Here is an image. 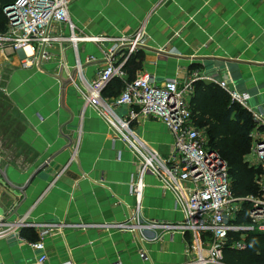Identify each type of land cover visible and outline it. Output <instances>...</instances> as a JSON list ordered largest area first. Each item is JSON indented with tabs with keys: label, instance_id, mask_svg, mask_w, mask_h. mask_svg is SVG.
Listing matches in <instances>:
<instances>
[{
	"label": "crops",
	"instance_id": "0c3cea01",
	"mask_svg": "<svg viewBox=\"0 0 264 264\" xmlns=\"http://www.w3.org/2000/svg\"><path fill=\"white\" fill-rule=\"evenodd\" d=\"M68 11L76 32L85 36L118 37L144 27L147 44L135 53L140 55L139 66L134 74L126 71L128 78L148 71L155 83H161L184 80L198 71L204 77L199 80L222 81L226 71L214 74L201 63L217 58L236 61L237 76L227 81L228 88L248 92V107L264 115V0H69ZM111 45L108 40L80 41L77 57L66 45L68 70L75 74L78 61L90 81L104 64L100 47ZM59 48L53 47L52 58L42 67H23L20 53L0 52L10 68L4 90L13 108L0 109V219L26 216V221L36 223V228L20 230L26 239L24 232L37 239L42 226L52 224L43 239L46 264L184 262L187 245L178 232L143 230L148 239L143 260L136 231L99 226L124 221L130 214L135 158L127 144L112 135L104 118L85 106L75 86L78 76L69 82L59 64ZM116 83L113 79L105 87V98L118 93ZM131 126L150 148L163 155L170 151L173 138L161 121L141 117ZM145 185L144 222L183 219L172 194L155 176L147 174ZM8 237L0 238V264H33L35 252Z\"/></svg>",
	"mask_w": 264,
	"mask_h": 264
},
{
	"label": "built area",
	"instance_id": "2783aa9c",
	"mask_svg": "<svg viewBox=\"0 0 264 264\" xmlns=\"http://www.w3.org/2000/svg\"><path fill=\"white\" fill-rule=\"evenodd\" d=\"M69 0H14L2 7L7 25L0 32V52L21 54L23 67H42L52 58L53 47L59 45L60 66L69 82L75 83L85 106L92 107L104 118L112 135L124 141L135 158V172L129 183L134 206L124 221L100 224L105 230L118 229L137 233L142 245L139 257L147 259L144 244L148 239L143 230L160 228L178 232L185 239L187 259L179 264H225L224 248L245 249L241 238L249 231L264 232V115L251 111L247 105L248 92L228 88L227 79L211 80L224 88L232 102L247 109L255 123L250 132V165L258 169L255 182L258 195L235 197L231 190L228 164L220 153L211 147L204 130L194 125L189 106L194 82L203 79L198 71L184 80L170 78L155 83L148 71L129 79L123 66L127 59L147 44L143 26L134 32L118 37L85 36L76 32L69 15ZM112 43L106 50L100 47L104 64L90 81L82 75L81 63L72 73L63 58L66 45L78 56L77 43L92 41ZM120 55V59H117ZM93 58H88L91 61ZM113 79L122 82L120 92L111 98L103 97L105 87ZM125 108L120 114L119 109ZM161 121L172 135L170 151L160 154L139 139L132 130V123L139 118ZM155 176L162 187L169 191L175 207L183 219L176 223L143 221L142 199L145 176ZM36 223L26 221V216L16 221L0 219V238L15 235L35 252L33 264H46L44 237L53 229L44 224L38 238L30 240L20 235L22 228H36ZM233 233L239 239L233 238ZM61 264H73L65 261ZM113 264H122L116 261Z\"/></svg>",
	"mask_w": 264,
	"mask_h": 264
},
{
	"label": "trees",
	"instance_id": "16d2710c",
	"mask_svg": "<svg viewBox=\"0 0 264 264\" xmlns=\"http://www.w3.org/2000/svg\"><path fill=\"white\" fill-rule=\"evenodd\" d=\"M13 1L0 0V32L4 31L7 25V17L2 7ZM139 56V54L130 56L123 66L124 70L134 74L139 66L136 62ZM132 78L129 77V79ZM115 80L116 90L119 93L122 82ZM103 97H105L104 94ZM189 106L194 125L204 130L211 147L217 150L228 164L233 195L235 197L258 195L259 189L255 182L258 169L249 166L244 161V155L249 152L250 148V132L255 125L251 113L237 102H232L229 93L224 88L214 82L204 80L194 82ZM23 234L30 240L36 239V236L28 232ZM232 236L234 239L240 238L235 233ZM245 244L246 247L242 250L225 247L224 263L264 264V232H247Z\"/></svg>",
	"mask_w": 264,
	"mask_h": 264
},
{
	"label": "water",
	"instance_id": "95a60500",
	"mask_svg": "<svg viewBox=\"0 0 264 264\" xmlns=\"http://www.w3.org/2000/svg\"><path fill=\"white\" fill-rule=\"evenodd\" d=\"M236 63L237 62L234 60L225 59V58H217V59H213L212 61H210V63H201V65L208 71L213 70L214 74L218 72L221 74V72L226 71L223 79H227L228 82L230 80L234 82V80L236 79L235 77L237 76L235 74ZM45 164L46 163H43L40 167H38L37 172L43 169L45 167ZM14 238H16L15 235H9L8 240H12Z\"/></svg>",
	"mask_w": 264,
	"mask_h": 264
},
{
	"label": "rangeland",
	"instance_id": "374dc122",
	"mask_svg": "<svg viewBox=\"0 0 264 264\" xmlns=\"http://www.w3.org/2000/svg\"><path fill=\"white\" fill-rule=\"evenodd\" d=\"M9 72H10V68H9L8 64L5 63L3 58H0V109L1 110L5 109V111L7 110L8 112L12 111V109H13L11 107V105H7V103H6L7 102L6 101L7 97H6V93H5V90H4V84H5L6 80H7ZM251 158H252V155H251V143H250L249 152L244 155V161L249 166H250V162L249 161L251 160ZM241 238L245 241V235L242 236Z\"/></svg>",
	"mask_w": 264,
	"mask_h": 264
}]
</instances>
